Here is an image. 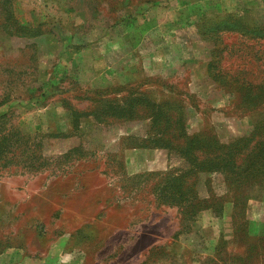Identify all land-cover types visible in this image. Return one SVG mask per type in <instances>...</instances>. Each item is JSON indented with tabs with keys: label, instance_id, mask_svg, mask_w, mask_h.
Instances as JSON below:
<instances>
[{
	"label": "rangeland",
	"instance_id": "1",
	"mask_svg": "<svg viewBox=\"0 0 264 264\" xmlns=\"http://www.w3.org/2000/svg\"><path fill=\"white\" fill-rule=\"evenodd\" d=\"M241 81H264V0H0V264H264V188L181 223L184 161L149 140L171 101L249 135Z\"/></svg>",
	"mask_w": 264,
	"mask_h": 264
},
{
	"label": "trees",
	"instance_id": "2",
	"mask_svg": "<svg viewBox=\"0 0 264 264\" xmlns=\"http://www.w3.org/2000/svg\"><path fill=\"white\" fill-rule=\"evenodd\" d=\"M239 84L244 89L242 105H264V81L259 84L257 93L245 81ZM169 105L180 109L165 110L163 119L159 118L157 123L167 120L169 124L155 127L149 138L150 144L163 147L184 161L178 168L180 172L176 171L177 175L170 172L168 176L174 185L171 191L168 189L170 203L167 204L179 205L181 223L200 210L209 207L218 210L225 199L233 204L234 214L242 215L247 202L254 198L253 188H264V121L249 135L224 140L215 134L190 133L183 108L175 101ZM144 143L148 145L145 140ZM202 173L221 176L225 192L202 197L197 189Z\"/></svg>",
	"mask_w": 264,
	"mask_h": 264
},
{
	"label": "crops",
	"instance_id": "3",
	"mask_svg": "<svg viewBox=\"0 0 264 264\" xmlns=\"http://www.w3.org/2000/svg\"><path fill=\"white\" fill-rule=\"evenodd\" d=\"M80 256H86V255H83L82 253H78ZM79 259H82L81 257L80 258H76V260H79Z\"/></svg>",
	"mask_w": 264,
	"mask_h": 264
}]
</instances>
